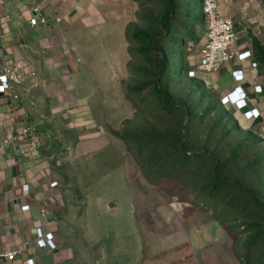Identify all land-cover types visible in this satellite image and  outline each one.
Returning a JSON list of instances; mask_svg holds the SVG:
<instances>
[{
  "label": "rangeland",
  "instance_id": "374dc122",
  "mask_svg": "<svg viewBox=\"0 0 264 264\" xmlns=\"http://www.w3.org/2000/svg\"><path fill=\"white\" fill-rule=\"evenodd\" d=\"M191 1L164 19L166 0H50L61 20L43 39L15 38L57 60L40 73L55 98L33 105L60 190L58 248L40 264H264V144L211 75L188 76L205 35L188 33ZM137 30L156 34L149 51ZM215 163L228 181L213 192Z\"/></svg>",
  "mask_w": 264,
  "mask_h": 264
},
{
  "label": "crops",
  "instance_id": "0c3cea01",
  "mask_svg": "<svg viewBox=\"0 0 264 264\" xmlns=\"http://www.w3.org/2000/svg\"><path fill=\"white\" fill-rule=\"evenodd\" d=\"M1 1V13L9 17L2 16L1 19L0 15V68L8 61L24 60L34 72V76L18 89L17 99L0 95V145H2L0 146V252L20 248L29 240L28 249H25L15 260L7 262V264H23L31 251L35 253L36 247L33 244L35 228L42 227L44 231H52L49 217L57 204L60 190L57 188L58 185L50 186V182L57 181L52 178L50 152L40 145L38 149L20 153L10 140L11 136L28 122L38 130L42 144L43 136L33 115L38 111L35 106L40 100L47 102L48 95H51V100L55 98L52 90L56 87L55 84H50L48 78L40 74L44 67L50 68L54 65L51 62L55 59L50 58L54 54V48L45 50L31 45L25 48L18 45L15 38H23L27 31L28 40L38 39L40 36L43 39L48 32L43 26L49 27L55 22L51 20L48 25L29 23V17L36 9L48 13L44 8L48 6L50 0ZM218 5L220 11L234 22L237 33L234 47L239 51L250 50L252 60L256 61L258 66L253 68L250 60L224 63L211 74L216 84L215 89L221 98L235 86L240 85L246 92L247 109L257 108L260 116L247 120L243 117L242 110L231 108L251 129L255 128V132L264 138V63L259 61L261 55L255 46L259 44L261 51H264V0H218ZM25 6L28 7L26 12L29 16L22 15L19 10L20 7ZM22 19L28 23L26 30L20 28ZM9 21L15 24L14 30L9 27ZM45 42L50 46L53 45V39L50 41L48 37ZM236 67L244 70L245 79L241 82L235 81L231 75V70ZM255 84L262 86V92L254 91ZM42 87L44 94L38 99L36 96ZM11 117H16L17 120L11 121ZM24 184H28L27 191L23 190ZM25 204L30 205L28 210L21 209ZM55 250H43L41 255L35 254L38 264L45 253Z\"/></svg>",
  "mask_w": 264,
  "mask_h": 264
},
{
  "label": "built area",
  "instance_id": "2783aa9c",
  "mask_svg": "<svg viewBox=\"0 0 264 264\" xmlns=\"http://www.w3.org/2000/svg\"><path fill=\"white\" fill-rule=\"evenodd\" d=\"M202 5L206 15V30L198 52L196 69H190L188 76H197L198 72L211 75L224 63L234 60L240 62L250 60L251 66L256 68L258 63L252 60V52L250 50L239 51L234 47V42L237 39L234 22L220 11L218 0H202ZM0 15L1 19H3L2 16L8 17L7 15H2L1 9ZM50 20L58 22L61 20V17L56 15L55 12H51L50 14L43 13L39 9H36L35 13L29 17L31 25H48ZM231 75L237 82L245 79V73L241 67L233 68ZM33 76L34 72L26 61L13 60L6 62L0 68V95L17 99L19 97L18 89ZM254 91L262 92V86L255 84ZM221 103L236 110H242L243 117L247 120L256 119L260 116V111L257 108L247 109L246 92L243 91L240 85L235 86L231 91L221 96ZM16 120V117H11V121L15 122ZM10 140L20 153L38 149L41 145L38 130L28 122L13 134ZM0 146L2 147V145ZM57 185L58 182L55 180L50 182L51 187ZM22 187L25 191L29 189L28 184H24ZM29 208V204L21 206L22 210H28ZM33 235L34 247L39 248L41 251L57 249L58 244L52 231H44L42 227H36ZM28 241L20 248L0 252V264H7L9 261L15 260L25 249H28ZM23 264H38L37 256L33 251L26 256Z\"/></svg>",
  "mask_w": 264,
  "mask_h": 264
},
{
  "label": "trees",
  "instance_id": "16d2710c",
  "mask_svg": "<svg viewBox=\"0 0 264 264\" xmlns=\"http://www.w3.org/2000/svg\"><path fill=\"white\" fill-rule=\"evenodd\" d=\"M166 3H167V7H166V10H165L164 19H166L177 8L176 0H166ZM194 5H198V8H197L198 14L197 15L193 14L192 7H190L188 9V15L186 16L188 18V20H189V23H190V26L187 29L189 34H191L193 31H195V28H197V26L199 24L200 25H204L205 26V30H206V15H205V13L203 11L202 0H192L190 6H194ZM165 27H166L165 31H169L170 30V24H168V23L165 24ZM135 36L139 40V42H141V45H140L139 49L143 50V51H149L151 49L152 45H153L152 44L153 40L156 38V34L153 31H146V30H137L135 32ZM255 46H256V48L258 49V51H259V53L261 55V59L259 61L264 63V51H261V49L259 47L260 46L259 44H256ZM183 68H184V61L182 59H180L179 62H178V69H174V73L177 75L180 72V70L183 69ZM159 93H160L161 96H164L166 98L168 103H170V104L172 103V96L167 91H161L160 90ZM217 93L219 95L218 91H217ZM219 101L221 103V98H220ZM223 106L224 107H228V106H225V105H223ZM191 112H192L191 108L187 107V113L191 114ZM248 133H249L250 137H251V135H255V140H257V141L259 140V141L262 142V144H264V138H262L261 136H259L255 132H251V129H249ZM263 149H264V145H263ZM213 173L214 174H213V177H212V180H211V191L215 192V191L218 190V188L220 187L221 183H226L228 181V178L224 175L222 167L218 163L214 164ZM239 183L242 184V187L244 188V190H246L253 198L259 200L258 198H256L254 196L255 195L254 194V190L251 187H249L245 183H242V182H239ZM256 237H257V235L252 237V239L254 240V238H256Z\"/></svg>",
  "mask_w": 264,
  "mask_h": 264
},
{
  "label": "water",
  "instance_id": "95a60500",
  "mask_svg": "<svg viewBox=\"0 0 264 264\" xmlns=\"http://www.w3.org/2000/svg\"><path fill=\"white\" fill-rule=\"evenodd\" d=\"M110 205H111V202H110ZM35 254L36 255H41L42 254V251L39 248H36L35 249Z\"/></svg>",
  "mask_w": 264,
  "mask_h": 264
}]
</instances>
